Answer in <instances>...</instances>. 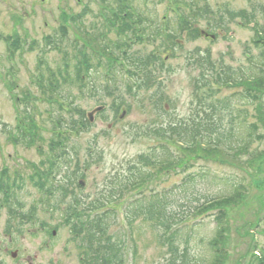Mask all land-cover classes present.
Here are the masks:
<instances>
[{
    "label": "rangeland",
    "instance_id": "obj_1",
    "mask_svg": "<svg viewBox=\"0 0 264 264\" xmlns=\"http://www.w3.org/2000/svg\"><path fill=\"white\" fill-rule=\"evenodd\" d=\"M100 1L0 0V173L9 172L14 184L13 194L23 206L22 213L25 217L27 215L30 218L34 217L32 221L36 222L35 228L40 231L39 239L30 238L28 229L30 230L33 226L29 225L24 227L26 231L23 245L26 249L36 252L40 257L39 262L43 264H56V261L59 262L58 264H81L80 257L86 250L83 234L79 237L74 234L72 228L66 225L67 222L62 213L70 200L61 204L58 210L53 211L50 205L54 204L55 197L49 203L50 205H45L46 208L43 209L39 207L42 192L30 180L34 176V167L40 170L45 169L42 163L49 159L51 153L50 144L56 132L55 119L63 115L57 122L60 121L65 126L62 120L67 121L72 116L70 114L72 108L62 99H67L70 95L68 99L70 103L72 98H78L74 107L77 106L79 110L84 111L86 117L101 106L107 107L104 113L95 115L91 129L78 134L71 132L69 134L66 127L59 131L66 140L65 144L77 150L78 157L69 149L72 161H64L59 178L52 179V182L55 186H62L61 176L66 169L69 173L75 169L79 170L85 175V187L83 190L78 188V179L74 192L76 197L82 200L83 205L87 206L100 196L101 191L113 187L110 183L117 176L124 177L129 165L137 163L140 155L149 153L156 145L153 137L146 134L150 128L159 127L162 124H175L182 119L189 120L197 109V101L193 95V81L199 75L200 69L196 67L190 69L187 66V58L190 54L195 51L202 55L209 53L215 67L229 66L232 71L239 74L242 72L246 74L247 68L252 67L251 57L259 56V51L253 44L255 39L253 25H246L241 19L230 21L229 13L246 11L249 15H255L259 24H263L260 9L264 7V0H209L215 20L218 21L221 17L224 19L223 25L226 32L216 29L214 33H210L217 35L214 40L202 36L195 41L179 42L182 49L179 46L176 47L174 56L164 60L163 68L159 66L156 70L155 74L159 78V83L154 88L148 91L142 90L135 96L128 94L125 82L130 75H124V72H128L126 68L121 73L125 76L124 80L119 83L118 79L119 90L110 97L102 89L105 83L98 74L102 71L100 67L97 69L98 73L95 70L92 71V79H85L88 84L85 94H81L76 87L67 89L66 86H62L60 79L59 83L63 87H59L60 95L54 94L49 100L48 89L43 90L44 86H48L50 78L46 68L58 73L64 61V55L68 59H73L75 55L73 48L77 41L79 46L85 44L89 51L94 52L91 56L92 63L100 64L99 46L94 43L95 38L102 39L97 33L100 26L97 17L103 8ZM130 1H132L133 9L137 7L141 11L150 12L152 16L156 15L159 25L170 22V27L176 28L180 17L177 7L168 1L163 3L159 0H149L147 4L145 0ZM186 1H189V4L191 2V0ZM188 10L187 7H182L186 15ZM84 13L88 14L86 19L84 17L82 24L75 25L76 18ZM200 29L207 33L209 31L207 22L200 23ZM15 36L18 38L19 47L10 50L9 39ZM117 40L115 32L108 34V46L112 48ZM51 41L53 44H50ZM158 46L159 42H156L154 46L135 44L129 54L137 53L139 56H146L156 51ZM127 57L126 60L130 64ZM41 61H44L45 65H42ZM95 83L98 87L97 96L90 97L94 93L92 86ZM241 90L239 87L222 88L215 100L221 102ZM160 95L163 96L162 106L165 107L166 113L159 115L160 110L154 107V102ZM17 99L20 102H17ZM121 101L125 105L120 113H116L111 107L114 102L121 104ZM246 109L250 113V121H253L254 108ZM28 116L34 118L41 129L40 142L33 147L16 146L9 138V133L12 131V137H14L19 127V120L29 124ZM254 147L256 148V144ZM172 149L177 151L179 148L174 145ZM258 149L264 150V145L261 144ZM247 158L245 156L241 161L231 162L218 158L198 157L187 165L189 167L186 173L181 171L178 176L164 175L156 182L158 185L165 181L162 187L172 188L182 184L185 175L189 173H206L210 177H226L236 182H243L248 191L247 195L242 203L227 209L228 221L225 226L228 228V240L227 248H225L229 255L226 264H259L264 257V163L257 162L252 165L246 161ZM16 174L20 178L15 184ZM16 186L19 189H16ZM224 189L225 187L217 188L209 182L199 183L195 189V195L197 197L204 194L214 196ZM150 190H161V188L153 184L150 187L145 186L140 191L128 193L113 205L114 208H111L118 214L119 220L118 224L111 228L108 237L112 236L113 240H116L118 236L116 242L121 246L119 240L123 237L122 231L124 232V264H165L166 249L161 247V230L153 229L150 223L139 219L140 221L138 220L132 227L133 235L131 236L129 226L123 222V205H126L127 210L129 203L140 197V192L149 193ZM3 200L4 198L0 196V230L4 228V222L8 220L7 211L1 207ZM202 202H204L203 199L200 203ZM35 206L38 207L37 210ZM190 208L193 209L194 205L187 203L182 211L186 212ZM219 214L218 209H213L192 219L197 226L195 230L198 231L192 244V251L203 261V264H210L209 241L214 237L217 226L216 217ZM54 228L57 235L52 239L47 230H54Z\"/></svg>",
    "mask_w": 264,
    "mask_h": 264
},
{
    "label": "trees",
    "instance_id": "obj_2",
    "mask_svg": "<svg viewBox=\"0 0 264 264\" xmlns=\"http://www.w3.org/2000/svg\"><path fill=\"white\" fill-rule=\"evenodd\" d=\"M145 1L146 4L149 2V0ZM159 1L163 3L168 1L177 7L180 19L177 20L176 28L172 29L169 25L170 22L159 25L156 15L152 16L149 14L150 12L141 11L137 7L133 9L130 0L104 1L100 15L97 17L100 21L97 33L98 37H102V39L95 38L94 40V43L99 46L100 64L94 65L91 58L94 52L89 51L85 44L79 46V41H77L73 48L75 52L73 59H68L64 55V61L62 67L58 69V73L46 68L50 73V78L48 86H44L43 90L48 89L49 100L53 98L54 94L60 95L59 87L62 86H66L67 89L76 87L81 94H85L88 87L85 79H92V71L95 70L98 73L97 69L100 67L102 71L98 74L105 83L102 89L108 96L111 97L119 90L118 79L121 83L124 80V75L128 74L130 77L125 82L126 91L135 96L140 91H148L159 83V78L155 74L156 70L159 66L163 68L162 63L167 57L174 56V49L179 46V42L195 41L202 37L200 23L207 22L209 34L214 33L216 29L226 32L223 25L224 19L221 17L220 20H215L209 0H191L190 4L186 0ZM182 7L189 9L188 15L184 14ZM260 12L263 24H259L255 15H249L246 11L229 13L230 21L241 19L246 25H253L255 32L253 44L259 51V56L258 58L251 57L252 67L247 68L248 72L246 74L235 73L229 66L217 68L209 53L202 55L195 51L190 54L187 58V66L190 69L192 67L200 69L199 75L193 81V95L197 101V109L189 120L182 119L175 124H162L159 127L150 128L146 134L153 137L156 145L151 148L149 153L140 155L137 163L129 165L124 177L117 176L110 183L113 187L101 191L100 196L87 206L83 205L82 200L77 198L74 192L77 180H85V175L79 170L75 169L69 173V170L66 169L61 176L62 186H55L52 182V179L59 178L61 165L64 164V161H72L69 149L78 157L77 150L67 146V143L65 144L66 140L59 131L66 127L69 134L70 132L78 134L92 127L84 111L79 110L77 106L74 107L78 98H72L70 103L68 102L70 95L69 98L62 99L72 108L70 110L72 116L67 121L62 120L65 126L60 121L57 122L63 115L55 119L56 132H54L50 144L49 162L42 163L45 166L44 170L34 167V176L30 180L42 192L40 203L43 204V209L46 208L45 205H50L49 203L55 197L54 204L50 205L53 211L58 210L61 204L70 200L63 216H65L66 225L71 226L74 234L78 237L83 234L86 246L84 253L89 264L125 263L124 232L122 231L123 237L119 240L121 246L116 242L118 236H116V240H113L112 236L108 237L111 228L117 225L119 220L118 214L111 208H114L113 205L128 193L140 191L145 186L150 187L152 184L161 190H150L149 193L140 192V197L127 206L125 220L131 236L133 235V225L142 219L144 222L150 223L153 229L161 230V247L166 249L165 264H203V261L197 258L192 251V244L198 234V231L195 230L197 226L192 222V219L209 210L218 209L220 214L216 217L217 226L214 237L209 241L211 251L209 263H227L229 255L226 249L228 240V228L225 226L228 221L227 209L242 203L247 195L248 191L243 182H236L226 177H210L206 173H189L185 175L182 184L168 189L162 187L165 181L158 185L156 182L164 175L178 176L181 171L186 173L185 171L189 167L187 165L198 157L218 158L232 162L241 161L243 157L247 156L246 161L252 165L257 162L264 163V150L258 149L261 144L264 145V7H261ZM84 16L83 14L82 18L77 17L74 24L77 26L81 24ZM110 32H115L118 38L112 48L107 44V36ZM10 39V50L19 47L16 36ZM156 42H159L156 51L146 56H139L137 53L129 54L135 44L154 46ZM50 44L53 42L51 41ZM179 47L182 49L181 45ZM30 48L32 50V47ZM122 54H125V58H122V63H119ZM128 55L129 57H127ZM105 59H107L106 63ZM43 62L41 61V64L45 65ZM126 68L128 69L127 73L124 72ZM123 72L124 75L121 74ZM60 79L63 85L59 83ZM225 87H239L242 90L221 102L215 100L216 95ZM92 92L94 93L90 97L97 96L96 83L92 86ZM17 102L20 100L17 99ZM163 102L162 95L158 96L154 102V107L158 111L160 110L159 115L166 113L165 107L162 106ZM124 105L123 101L121 104L114 102L111 109L120 113ZM250 107H253L255 111L252 115L253 121H250V113L246 109ZM29 117V124L19 120V127L14 137H12V131L9 133V138L16 146L33 147L40 142L41 129L34 118L30 117L32 118L30 119ZM174 145L179 148L177 151L172 149ZM15 176L16 184L20 177L17 174ZM208 182L217 188L225 187V189L214 196L204 194L197 197L195 189L198 184H207ZM12 183L9 172L0 173V196L7 199L8 195H5L11 194L10 196L13 198L14 184ZM15 188L19 189L17 186ZM202 199L204 202L200 203ZM187 203L193 204L194 208L183 212L182 208ZM17 204L20 208L23 207L20 202ZM9 210L12 211V207L9 206ZM21 214L23 218H26L24 213L21 212ZM259 262V264H264V257Z\"/></svg>",
    "mask_w": 264,
    "mask_h": 264
},
{
    "label": "flooded vegetation",
    "instance_id": "obj_3",
    "mask_svg": "<svg viewBox=\"0 0 264 264\" xmlns=\"http://www.w3.org/2000/svg\"><path fill=\"white\" fill-rule=\"evenodd\" d=\"M18 200L13 199L2 204L3 210L7 211L8 220L4 222V228L0 230V264H43L39 262V255L29 249H26L24 243V227L29 225L33 226L28 229V235L30 238L39 239V229L35 228L37 225L31 218H23L21 214L22 208L17 204ZM9 206L12 207V211L9 210ZM40 207V206H39ZM38 208V207H37ZM57 235L56 231H53L52 239ZM86 256L82 255L80 260L81 264H87L85 262ZM59 262L56 261V264Z\"/></svg>",
    "mask_w": 264,
    "mask_h": 264
},
{
    "label": "water",
    "instance_id": "obj_4",
    "mask_svg": "<svg viewBox=\"0 0 264 264\" xmlns=\"http://www.w3.org/2000/svg\"><path fill=\"white\" fill-rule=\"evenodd\" d=\"M213 38H214V37H213ZM103 110H104V107H101V108L96 109L94 112L89 113L87 117H88V119L90 120V122L93 123V122H94L95 115H96L97 113H99V112H102ZM80 187H81V188L84 187V182H81V183H80Z\"/></svg>",
    "mask_w": 264,
    "mask_h": 264
}]
</instances>
